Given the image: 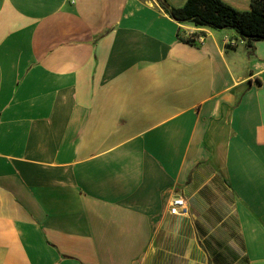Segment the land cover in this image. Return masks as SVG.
Masks as SVG:
<instances>
[{"label":"crops","instance_id":"1","mask_svg":"<svg viewBox=\"0 0 264 264\" xmlns=\"http://www.w3.org/2000/svg\"><path fill=\"white\" fill-rule=\"evenodd\" d=\"M186 2L0 0V264H264V40Z\"/></svg>","mask_w":264,"mask_h":264},{"label":"trees","instance_id":"2","mask_svg":"<svg viewBox=\"0 0 264 264\" xmlns=\"http://www.w3.org/2000/svg\"><path fill=\"white\" fill-rule=\"evenodd\" d=\"M169 14L181 23L192 22L196 26L234 30L248 40L249 48H252L254 41L264 40V4L261 0H253L250 10L244 12L223 0H187L183 8H172ZM179 39L195 44L194 38L179 35Z\"/></svg>","mask_w":264,"mask_h":264},{"label":"built area","instance_id":"3","mask_svg":"<svg viewBox=\"0 0 264 264\" xmlns=\"http://www.w3.org/2000/svg\"><path fill=\"white\" fill-rule=\"evenodd\" d=\"M194 41L198 44L203 43V37L194 38ZM232 45H235L232 43ZM187 209V202L183 197L177 196L171 199L169 205V211L172 215H179L185 213Z\"/></svg>","mask_w":264,"mask_h":264}]
</instances>
